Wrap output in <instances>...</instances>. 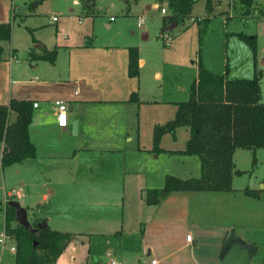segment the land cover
Returning a JSON list of instances; mask_svg holds the SVG:
<instances>
[{"label":"crops","instance_id":"1","mask_svg":"<svg viewBox=\"0 0 264 264\" xmlns=\"http://www.w3.org/2000/svg\"><path fill=\"white\" fill-rule=\"evenodd\" d=\"M14 1L0 0V5L2 3L10 5L8 14L10 17L12 15V18L15 17L16 9L25 12V8L15 5ZM84 1L73 0V3L81 6L82 14L86 17H95V13L100 12V9L90 0ZM124 4L127 6L129 0H124ZM162 4L165 6L164 3ZM217 4L211 0L212 9ZM3 12L0 11V19L3 17ZM128 12L130 7L126 8L124 15H128ZM111 18L110 21L114 22ZM200 19L202 18L194 20L199 22ZM124 20L123 18L116 23L118 37L116 40L120 42L119 45L114 44L111 39L99 46L85 42L83 45L61 47L65 49L64 54L67 52V61L65 65H60L62 69L59 65H55V61L51 63L50 65H55L54 74L50 73L52 76L46 74L48 67L43 66V70L39 67L40 62L46 60H35L34 56L41 54L38 51H41L43 46L48 51L56 50L57 57V46L49 49L41 43L35 45L33 47L35 49L31 50V48L28 52V65L21 68L14 65L18 63L17 49L12 48L8 51V60L2 55L0 105H8L11 99L31 103L29 136L36 148V157L21 164L28 168L29 178H33L30 182H34V186L41 184L47 191L46 194L41 195V201L50 208L49 213L69 208L63 204V201L67 199L65 197L71 198L75 195L72 194L73 185L85 186L83 189L80 188L78 196L85 198L82 199L83 201H78L76 207L89 211V214L75 213L70 216H76L73 218L87 223H102L97 226L95 232L98 235H105L106 244L111 246L109 249L112 251H107V258L124 261L128 259L141 261L143 258H150L145 264H150L152 260L156 264H220L218 256L213 257L211 254L210 257L198 261L194 253L196 241L191 238V243H188L185 241V236L190 235L191 231H196L197 234L203 233L207 228V221L214 224L212 217H216L217 214L221 216L219 211H213L208 202V199L213 200L216 197L208 194L223 196L229 193L173 192L160 197L155 205H146L144 202L146 192L160 190L162 187L158 188L157 184L164 182V178L169 176L164 166L165 161L169 163L175 158V164L187 171V165L197 158L195 155L182 153L184 144L189 138V130L186 127L177 128L173 136L164 134L159 141L160 152L158 154L151 152L153 127L170 121L174 116L176 104L187 101L189 87L196 82V69L191 84L178 82L176 78L173 82L164 80L167 79L166 73L163 71L159 73L157 64L152 62L155 57L153 47L156 45L150 41L149 34L143 29L145 20L140 27L136 26L135 21V27L138 30L143 29V34L137 39L122 30ZM3 23L7 22L2 20L0 24ZM163 23L166 26L162 25L165 26L163 31L162 26L160 27L158 35L173 29L167 30L171 23L167 24L166 20ZM105 27L109 29L111 25L107 23ZM2 43L6 42L0 41V46L3 48ZM129 50H134L136 55L137 71L134 76L128 75ZM11 54L16 60L10 59ZM6 62L9 66L7 93L3 74V64ZM34 62L39 64H33ZM164 63L162 61V64ZM168 66L175 68L172 63ZM14 74L18 80L11 79ZM39 74L43 80L38 78ZM12 85H20V87L12 89ZM30 85H35L36 88ZM177 92L180 94L177 95ZM176 95L179 96L178 101L173 99ZM57 100L65 102L68 106L67 127L63 129L57 126L56 112L52 107L53 102ZM33 103H38L37 108L32 107ZM150 105L155 106L150 108ZM153 108L159 109L153 112L151 111ZM14 119L15 115L12 114L11 121ZM180 130L185 136L181 145H175L174 139ZM238 150L232 155L235 170L237 169L234 156ZM259 150L264 152V149H258L254 154ZM197 167L200 176L199 160ZM83 168L86 177L77 178ZM195 174V172L186 173L188 178H198L199 176ZM68 191L70 194L66 195L65 192ZM12 196L13 194L8 192L6 199ZM17 197L24 199L20 205L27 211L28 217L32 216L36 224L43 220L50 230L71 235L69 244L56 262L75 264L74 256L78 257L79 246L86 247L90 253V247L85 243L86 240L88 245L91 243L90 235L96 234L94 229L77 230L76 226L61 230L62 228H57L60 221L73 220V218L50 216L51 214L39 217L37 213L43 215L45 211L39 202L31 203L30 194L25 197L17 193ZM200 204H202L201 209L197 206ZM51 213L58 215L57 212ZM53 221L54 226H51ZM103 224L107 225L102 227ZM212 227L209 226L214 231ZM146 250L147 253L143 257ZM68 251L71 253V258L63 259V255ZM88 253H84V256ZM140 261H137V264Z\"/></svg>","mask_w":264,"mask_h":264},{"label":"rangeland","instance_id":"2","mask_svg":"<svg viewBox=\"0 0 264 264\" xmlns=\"http://www.w3.org/2000/svg\"><path fill=\"white\" fill-rule=\"evenodd\" d=\"M91 1L96 4V8L100 9V12L96 11L95 17H86L82 14L81 6L75 5L73 0H15V5L25 8V12L23 13L16 9L14 18L8 14L10 5L2 3L0 11L4 12L0 22L5 20V22L12 25L13 29L11 42L1 44L4 49L5 60L9 59L8 51L10 49H17L18 63H14V65L18 68L25 67L29 63V50L31 48V50H34L35 48L33 49V47L41 43L49 49L57 46L58 56L56 57L55 65H59V68L62 69L60 65H65L67 61V52L64 54L65 49L61 48L63 46L83 45L85 42H89L87 44L92 45L95 43L99 46L109 42L111 39H113L114 44L119 45L120 42L116 40L118 38L116 36V23L124 18L122 30L133 35L134 39L143 34V29L149 34L150 41L156 45L153 47L155 57L152 62L157 64L159 73L161 71L166 73L165 78L167 79L164 80L173 82L176 78L178 82H187V85L191 84L195 76L194 70L198 57L202 65L213 74H225L228 78L250 79L254 74L258 73L260 75L261 103H264V0H252V4L249 7H245L239 0H213L214 3L218 4L216 7L213 6L214 9H212L209 16V21L205 23L206 28L201 36L200 43L197 40L196 27L197 24L201 26L202 23H197L194 19L206 17L203 7L204 0L195 2L187 18L179 22L171 31H164L161 35H158L159 29L165 24L163 21L167 20L166 16L170 13L166 5L158 4L155 0H129L127 6L124 4V0ZM127 7H130V12H128V15H124ZM160 7L166 9L165 18L159 13ZM136 16L144 18L143 29L138 30L135 27ZM53 17L56 18V22H52ZM111 17L114 22L110 21ZM107 23L111 25L109 29L105 27ZM251 37H254L255 41L254 57L243 39ZM38 52L41 53V51ZM162 61L165 63L162 64ZM6 63L3 64V74L4 87L7 93L9 66L8 62ZM171 63L175 68L168 66ZM50 64L49 61L40 62L39 67L42 70L43 66L48 67L46 74L52 76L55 65L52 66ZM38 76V78H41L40 80H43L40 74ZM11 79L18 80V77L14 74ZM30 86L36 88L35 85ZM19 87L20 85H12V89ZM179 94L177 92V95ZM177 95L173 98L176 101L179 100ZM27 96L36 98L31 95ZM166 105L169 106L168 104ZM153 106L155 105H150L149 107L152 108ZM158 109L153 108L151 111L154 112ZM183 136L185 134H183L182 130L177 132L174 139L175 145L182 144ZM253 157L255 159L254 163H252ZM234 162L236 169L242 173L232 176L231 191L227 192L229 195L208 194L216 197L213 200L208 199V202L213 211H219L221 216L217 214L216 217H212L214 224L207 221V228L203 233L197 234L196 231L189 233V236L197 244L194 249L195 258L199 261L201 258L210 257V254L213 257L218 256L216 254H218L217 251L220 249L222 239L233 230L242 241L250 242L256 246L257 252L251 259L250 264H264V152L259 150V152L252 155L249 151L238 150L234 156ZM197 163L198 160L196 158L187 165L188 170L186 171L185 168L181 169V166L176 165L175 158H173L172 162L168 163L165 161L164 166H166L169 176L186 179L188 178L187 172H195V175L199 174L197 173L199 169ZM28 172V168L24 164H13L0 169V234L5 231L4 207L7 202L17 201L20 204L24 202V199L17 197V193L25 197L30 194L31 203L39 202L45 208L43 215L37 213L39 217L51 214L50 216L71 219L76 216H70V214H89V211L76 207L77 202L83 201L82 199L85 198L84 196L78 197L79 190L83 189L84 185L82 187L73 185L72 194L75 195L71 198L65 197L67 199H64L63 204L70 209L51 211L57 212L58 215L49 213L50 208L41 201V195L46 194L47 191L41 184L34 186V182H30L33 178H29ZM79 176L80 178L86 177L84 168L79 171L76 177L79 178ZM162 185L163 181L157 184L158 188H161ZM243 190L255 191L256 196H246L243 194ZM8 192L12 193L13 196L6 199ZM65 193L66 195L70 194L69 191ZM197 206L201 209L202 204ZM28 220L31 225L36 224V221L32 220L31 215ZM15 225L13 223L12 227L14 228ZM52 225L54 226V221ZM100 225L102 223L95 222L92 224L76 220L75 218L73 220L60 221V225L57 228H62L61 230H67L65 227L72 228L77 226V230L91 228L96 233L90 235L92 238L89 245L87 240L85 243L90 247V253H88L86 247H77L78 257L74 256L75 264H108L111 260L119 264H137V261H140V259L124 261L122 259L107 258L106 253L111 246L106 244L105 235H98L95 232L98 228L97 226ZM106 225L103 224L102 227ZM209 226H213L214 231ZM6 233L8 238L4 248L0 245V264H16L15 250L14 252L11 251L12 247L15 249V233L9 231H6ZM84 253H88L87 256H84ZM146 253L147 250L144 252L143 257ZM67 257L71 258L69 251L62 258L66 259ZM148 260L150 258H143L139 264H145Z\"/></svg>","mask_w":264,"mask_h":264},{"label":"trees","instance_id":"3","mask_svg":"<svg viewBox=\"0 0 264 264\" xmlns=\"http://www.w3.org/2000/svg\"><path fill=\"white\" fill-rule=\"evenodd\" d=\"M157 2L164 3L170 10L167 24H178L189 16L196 0ZM239 2L245 7L252 4V0ZM203 7L206 17L197 22L202 23L196 27L198 43L212 12L211 0H204ZM11 33L10 23L0 24V41L9 42ZM243 39L254 57V37ZM56 53V50L48 51L42 46L41 54L34 56V59L53 63ZM2 55L3 48L0 46V61ZM195 69L196 82L189 87L187 101L176 104L170 121L153 127L151 152H160L159 141L164 134L173 136L177 128L186 127L189 138L182 153L198 158L200 176L184 180L166 176L160 190L146 192V205H155L160 197L173 192H229L232 176L242 173L234 169L233 152L237 149L247 150L254 155L256 150L264 149V104L260 102V75L254 74L250 79H229L225 74L216 75L208 71L198 57ZM136 71V55L134 50H129L128 75L134 76ZM12 114L15 115L13 121ZM31 118L29 101L11 99L8 105H0V169L36 157V148L29 136ZM243 194L256 196L255 191L250 190H243ZM8 202L4 207V227L5 231L15 233V263L55 264L69 244L71 235L52 231L48 227L29 232L16 222L15 209L9 207ZM13 223L16 224L14 228ZM36 225H32L33 228Z\"/></svg>","mask_w":264,"mask_h":264},{"label":"water","instance_id":"4","mask_svg":"<svg viewBox=\"0 0 264 264\" xmlns=\"http://www.w3.org/2000/svg\"><path fill=\"white\" fill-rule=\"evenodd\" d=\"M176 26L172 22L167 30H171ZM8 206L15 209V219L18 224L23 226L29 232H36L47 227L46 221H42L36 225V228L30 224L27 211L17 201H9ZM36 246V242L34 243ZM257 248L250 242L242 241L238 235L231 230L230 233L222 239L218 261L220 264H250L251 259L256 254Z\"/></svg>","mask_w":264,"mask_h":264},{"label":"built area","instance_id":"5","mask_svg":"<svg viewBox=\"0 0 264 264\" xmlns=\"http://www.w3.org/2000/svg\"><path fill=\"white\" fill-rule=\"evenodd\" d=\"M159 13L162 16H165L167 14L166 9L164 7H160L159 8ZM111 20H112V18H111ZM52 22H56V18L55 17L52 18ZM143 23H144V18L143 17H137L136 26L140 27ZM10 59L11 60L15 59V56L13 54H11L10 55ZM37 106H38V103H33L32 104L33 108H37ZM52 107H53V109L56 112L57 126L59 128H62V129L66 128L67 127V122H68V120H67V115H68V113H67L68 112L67 104L65 102H63V101L57 100V101L53 102ZM7 238L8 237H7L6 231H4L3 234H0V245L2 246V248H4ZM185 241L188 242V243H191V237L189 235H186L185 236ZM14 250L15 249L12 247L11 251L14 252ZM55 264H61V263L56 262ZM110 264H119V263H116L115 261H111ZM150 264H156V262L154 260H152L150 262Z\"/></svg>","mask_w":264,"mask_h":264}]
</instances>
